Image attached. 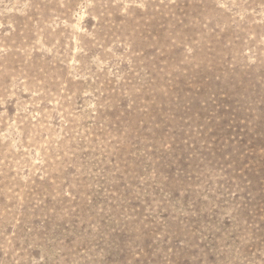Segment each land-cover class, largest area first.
I'll use <instances>...</instances> for the list:
<instances>
[{
	"label": "rangeland",
	"instance_id": "obj_1",
	"mask_svg": "<svg viewBox=\"0 0 264 264\" xmlns=\"http://www.w3.org/2000/svg\"><path fill=\"white\" fill-rule=\"evenodd\" d=\"M0 264H264V0H0Z\"/></svg>",
	"mask_w": 264,
	"mask_h": 264
}]
</instances>
